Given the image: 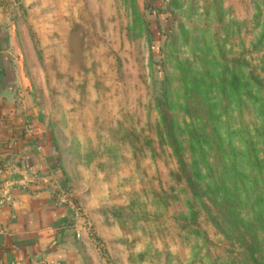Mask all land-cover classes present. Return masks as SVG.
Returning a JSON list of instances; mask_svg holds the SVG:
<instances>
[{
	"label": "rangeland",
	"instance_id": "rangeland-1",
	"mask_svg": "<svg viewBox=\"0 0 264 264\" xmlns=\"http://www.w3.org/2000/svg\"><path fill=\"white\" fill-rule=\"evenodd\" d=\"M0 13L80 207L79 264H250L239 233L264 264V0H0ZM158 100L198 197L176 179Z\"/></svg>",
	"mask_w": 264,
	"mask_h": 264
},
{
	"label": "crops",
	"instance_id": "crops-1",
	"mask_svg": "<svg viewBox=\"0 0 264 264\" xmlns=\"http://www.w3.org/2000/svg\"><path fill=\"white\" fill-rule=\"evenodd\" d=\"M67 190L53 141L26 106L0 13V264H79L81 213Z\"/></svg>",
	"mask_w": 264,
	"mask_h": 264
},
{
	"label": "trees",
	"instance_id": "trees-1",
	"mask_svg": "<svg viewBox=\"0 0 264 264\" xmlns=\"http://www.w3.org/2000/svg\"><path fill=\"white\" fill-rule=\"evenodd\" d=\"M254 82L257 86L262 85V83L259 80H254ZM230 85H232V87L234 88L237 87L238 85L237 76L235 75L232 76L230 80ZM156 107L158 108V111H159L161 125L164 128V132L166 134L167 139L169 140V145L172 147V151L177 158L179 172L176 174V179L183 180L185 184L188 186V188L190 189L192 195L194 197H198L200 195V189H199V184H198L199 172L195 170H191L181 154L179 143L176 137L174 136L173 124L171 121V117L169 115V109H168V104L166 100H161V101L158 100L156 102ZM190 207H191V211H190L189 219L191 221V224H196L197 212L192 209L193 206H190ZM239 236H241L242 238L243 250L245 251L247 255L249 263L250 264H263L259 260L256 254L258 246L256 243L257 241H256L255 236L244 237V234L242 236L241 233H239Z\"/></svg>",
	"mask_w": 264,
	"mask_h": 264
},
{
	"label": "built area",
	"instance_id": "built-area-1",
	"mask_svg": "<svg viewBox=\"0 0 264 264\" xmlns=\"http://www.w3.org/2000/svg\"><path fill=\"white\" fill-rule=\"evenodd\" d=\"M28 130L30 131L31 130V128L30 127H28ZM69 199L65 196V197H62V198H60L59 199V201L61 202V203H66L67 201H68ZM71 203H73V207L75 208V212L76 213H79L80 212V207H79V205L75 202V201H73V200H71Z\"/></svg>",
	"mask_w": 264,
	"mask_h": 264
}]
</instances>
